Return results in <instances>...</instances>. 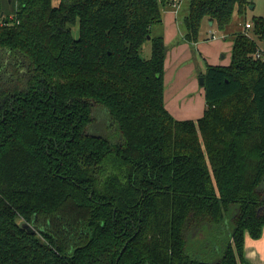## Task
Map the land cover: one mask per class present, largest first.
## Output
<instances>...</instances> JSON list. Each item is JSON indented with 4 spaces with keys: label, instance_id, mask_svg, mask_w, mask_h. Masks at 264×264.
<instances>
[{
    "label": "trees",
    "instance_id": "trees-1",
    "mask_svg": "<svg viewBox=\"0 0 264 264\" xmlns=\"http://www.w3.org/2000/svg\"><path fill=\"white\" fill-rule=\"evenodd\" d=\"M4 1L0 264L244 263L264 228V14L231 34L228 64L207 63L202 115L177 119L151 27L179 0ZM250 5L188 0L183 39Z\"/></svg>",
    "mask_w": 264,
    "mask_h": 264
},
{
    "label": "rangeland",
    "instance_id": "rangeland-1",
    "mask_svg": "<svg viewBox=\"0 0 264 264\" xmlns=\"http://www.w3.org/2000/svg\"><path fill=\"white\" fill-rule=\"evenodd\" d=\"M181 5L179 7V10L177 11V22L180 26L181 30L184 32V25H183V15L187 13L188 10V1L182 0ZM2 5L5 14L12 12V6L10 3L2 0ZM264 14V0H253V7H247L245 12L241 15H239L237 12H234L232 14V18L230 22L224 27L223 30L218 29L217 26L214 24H209V20L205 17L202 20L200 29H199V38L197 43H202L201 46L197 47L196 44H188L186 45L187 48L186 51L181 55L180 60H178L177 63V69H175L176 66H173V60H172V44H175V41H181V37L174 39H171L166 46V71L163 76V84L165 88L166 96L169 97L170 93H173L176 91L179 87L181 88L182 95H185V99L183 100L182 104H186L191 101L192 97L198 95L199 93H195V89H193L194 86H197V89H201L203 92L204 97V87L203 84L200 83L199 78L205 74L206 65L208 61V56L204 53H211L216 57L217 62H224L229 63L230 61V41L232 36L230 34L234 33L238 30H244V23L245 21H249L252 17V15H261ZM242 26V28H241ZM241 28V29H240ZM246 30V29H245ZM73 32L77 33V27L75 26L73 28ZM151 32L154 35L161 34L162 32V25L155 24L151 27ZM210 33H213L215 35V38H218L217 40H213L215 38H209L211 35ZM226 41L224 46L220 45L221 41ZM149 41H145L140 49V54L147 57L146 54L148 53L149 48ZM260 45H264L261 41H259ZM217 45V46H215ZM203 47V49H201ZM208 54V55H209ZM221 55H223L221 57ZM210 57V55H209ZM191 68V70H190ZM190 76L193 77V80L196 82H192L190 80ZM181 95V96H182ZM196 112L187 111L184 114L187 115L185 118H182L183 116H180L178 119H194L199 117V115L195 114ZM101 128L104 130L108 129V123L105 121L103 122V125ZM22 220H19L20 223ZM32 227L35 229L34 225L30 223ZM209 226L204 227L199 232H195V244L199 242L200 240H204L207 238L206 233H208ZM193 234V233H192ZM194 244V245H195ZM201 244V242H200ZM190 247V242H189ZM197 248H200L199 245H196ZM201 253L202 250H199ZM202 255H205L203 257L211 260H215L218 257V254L216 252L211 253H202ZM220 255V254H219Z\"/></svg>",
    "mask_w": 264,
    "mask_h": 264
},
{
    "label": "crops",
    "instance_id": "crops-1",
    "mask_svg": "<svg viewBox=\"0 0 264 264\" xmlns=\"http://www.w3.org/2000/svg\"><path fill=\"white\" fill-rule=\"evenodd\" d=\"M181 1L182 0L178 1L177 7H171V6L165 7L162 11V21H161V25H162L161 35L163 36V39H164L165 49H166L167 43L171 39L175 40L176 38H179V37H181V39H182V42L181 41H175V44H172V47H173L172 48V60H173L172 65L176 66L175 69H177L178 60H180L181 55L187 49L184 47H186V45L190 44L189 42H187L183 39V33L184 32L181 30V28L177 22V11L179 10V7L181 5V3H180ZM212 24L213 23H211V25ZM241 28H242V26H241ZM154 34H156V33H154ZM210 34H213V33H210ZM230 36H231V34H230ZM217 39L218 38H215L213 40H217ZM225 42H226L225 40L221 41L220 45H222V46L226 45ZM231 43H232V40L230 41V46H229L230 51H231ZM194 44H196L197 47L202 45V43H197V41ZM215 46H217V45H215ZM149 48H150V44H149ZM201 49H203V47H201ZM204 54L208 56L207 63L228 64V63H224V62H217L216 57L211 53L209 54V53L205 52ZM208 54L210 55V57ZM149 55H150V49L148 50V53L146 54V56L148 57ZM222 56L223 55H221V57ZM166 61H167V56L165 53L164 72L163 73H165V71H166V68H165ZM190 70H191V68H190ZM163 76H164V74H163ZM190 80H192V82L194 81L192 76H190ZM196 87L197 86L193 87V89H195L194 92L199 93V94L196 95L195 97L194 96L192 97L191 101H193V102L188 101V103H186V104H182L183 100L185 99V95H182V93L180 91L181 90L180 87L176 91H174L173 93H170L169 97L166 96L165 88H164V94H163L164 104H165L166 108L171 112V114L175 118L178 119V118H180V116H183L182 118H185V116H187V115H185L184 113L187 111L196 112L195 114L199 115V116L202 115L203 109L205 106V99L203 97L202 90L197 89ZM244 259H245V262L242 264H264V228H262L261 236L259 238H256V239L249 237V235L247 233H245Z\"/></svg>",
    "mask_w": 264,
    "mask_h": 264
},
{
    "label": "built area",
    "instance_id": "built-area-1",
    "mask_svg": "<svg viewBox=\"0 0 264 264\" xmlns=\"http://www.w3.org/2000/svg\"><path fill=\"white\" fill-rule=\"evenodd\" d=\"M177 4H178L177 2L176 3L174 2L172 5H173V7H177ZM251 27H252V22L250 20L249 21H245V23H244V29L247 30V29H249ZM209 38H215V35L214 34H211L209 36ZM259 41H261L262 43H264V39L257 40V46H256V49H255L253 55H254L255 58L264 60V45H260L259 44Z\"/></svg>",
    "mask_w": 264,
    "mask_h": 264
},
{
    "label": "water",
    "instance_id": "water-1",
    "mask_svg": "<svg viewBox=\"0 0 264 264\" xmlns=\"http://www.w3.org/2000/svg\"><path fill=\"white\" fill-rule=\"evenodd\" d=\"M249 7L251 8L252 5H250ZM209 23L211 24L212 22L209 21ZM199 81H200L201 84H203V82H204L203 76H201V77L199 78ZM20 225H21V227L25 228L27 231L34 232V230H35V229L32 227V225H31L29 222H27V221L22 220V221L20 222Z\"/></svg>",
    "mask_w": 264,
    "mask_h": 264
}]
</instances>
